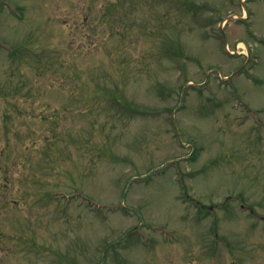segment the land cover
Here are the masks:
<instances>
[{
    "label": "rangeland",
    "instance_id": "obj_1",
    "mask_svg": "<svg viewBox=\"0 0 264 264\" xmlns=\"http://www.w3.org/2000/svg\"><path fill=\"white\" fill-rule=\"evenodd\" d=\"M253 121L264 0H0V264H264Z\"/></svg>",
    "mask_w": 264,
    "mask_h": 264
},
{
    "label": "flooded vegetation",
    "instance_id": "obj_2",
    "mask_svg": "<svg viewBox=\"0 0 264 264\" xmlns=\"http://www.w3.org/2000/svg\"><path fill=\"white\" fill-rule=\"evenodd\" d=\"M261 215H262V219H263V222H264V211L261 212Z\"/></svg>",
    "mask_w": 264,
    "mask_h": 264
}]
</instances>
